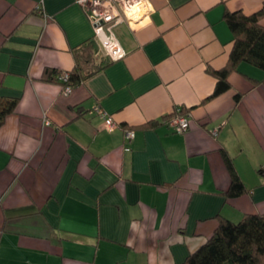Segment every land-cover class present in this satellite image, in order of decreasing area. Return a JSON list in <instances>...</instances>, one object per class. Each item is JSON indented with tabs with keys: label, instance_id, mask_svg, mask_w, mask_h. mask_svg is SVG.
I'll use <instances>...</instances> for the list:
<instances>
[{
	"label": "crops",
	"instance_id": "1",
	"mask_svg": "<svg viewBox=\"0 0 264 264\" xmlns=\"http://www.w3.org/2000/svg\"><path fill=\"white\" fill-rule=\"evenodd\" d=\"M149 2L141 23L111 27L114 58L77 0H0V97L17 98L0 126V264H179L220 219L264 212V71L241 62L205 99L206 67L231 46L224 12L264 0ZM87 40L109 61L64 93L53 76ZM177 106L183 133L167 122Z\"/></svg>",
	"mask_w": 264,
	"mask_h": 264
},
{
	"label": "trees",
	"instance_id": "2",
	"mask_svg": "<svg viewBox=\"0 0 264 264\" xmlns=\"http://www.w3.org/2000/svg\"><path fill=\"white\" fill-rule=\"evenodd\" d=\"M262 17H264V3L249 13L241 9L224 12V21L232 34L231 46L223 65L216 68L206 67V70L214 76L215 84L212 92L205 99L230 89L229 74L237 70L241 62L264 70V24L260 21ZM96 49H98L97 43L94 40H87L74 50L75 64L68 71L66 81H60L62 85L63 83L72 86L79 84L108 63L109 60L100 63L94 61L93 54ZM53 78L56 79V74ZM249 79L254 83L259 82L251 76ZM240 95L239 92L234 94L235 101ZM16 102V97H0V126L5 116L13 111ZM180 111L187 113L183 106H180ZM221 154L230 174L226 194L239 195L245 191V186L227 151L222 149ZM259 172L264 170L259 169ZM179 264H264V212L245 213L238 221L220 219L211 236L189 252Z\"/></svg>",
	"mask_w": 264,
	"mask_h": 264
},
{
	"label": "built area",
	"instance_id": "3",
	"mask_svg": "<svg viewBox=\"0 0 264 264\" xmlns=\"http://www.w3.org/2000/svg\"><path fill=\"white\" fill-rule=\"evenodd\" d=\"M77 2L83 7L93 25L98 45L105 48L114 58L121 57L123 51L118 46L111 27L121 21H127L130 24L141 23L151 8L149 0H77ZM67 77L66 71L56 74V79L59 81H66ZM71 87L72 85L63 83L62 90L68 93ZM97 111L102 114L105 127L111 129L113 122L110 116L98 107ZM167 122L173 131L183 133L189 128V115L180 111V107L177 106ZM133 135L132 129L126 130V137L130 138Z\"/></svg>",
	"mask_w": 264,
	"mask_h": 264
},
{
	"label": "rangeland",
	"instance_id": "4",
	"mask_svg": "<svg viewBox=\"0 0 264 264\" xmlns=\"http://www.w3.org/2000/svg\"><path fill=\"white\" fill-rule=\"evenodd\" d=\"M98 63V62H97ZM249 67H251V69H253L254 71H264V70H261L259 68H256L255 66L251 65V64H247Z\"/></svg>",
	"mask_w": 264,
	"mask_h": 264
}]
</instances>
